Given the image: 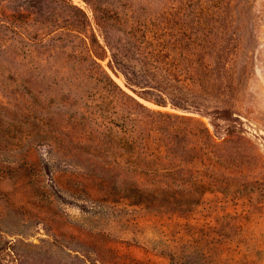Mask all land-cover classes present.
<instances>
[{"label":"rangeland","instance_id":"rangeland-1","mask_svg":"<svg viewBox=\"0 0 264 264\" xmlns=\"http://www.w3.org/2000/svg\"><path fill=\"white\" fill-rule=\"evenodd\" d=\"M148 110L207 125L219 185L95 178ZM0 264H264V0H0Z\"/></svg>","mask_w":264,"mask_h":264},{"label":"trees","instance_id":"trees-1","mask_svg":"<svg viewBox=\"0 0 264 264\" xmlns=\"http://www.w3.org/2000/svg\"><path fill=\"white\" fill-rule=\"evenodd\" d=\"M92 61L99 66L96 60ZM111 67L114 69L112 63ZM104 74L112 86L119 88L107 72ZM149 112L147 121L138 126L100 122L97 150L109 156L100 159L95 178L102 183L121 180L127 187L123 191L126 197L145 199L203 195L207 186L219 185L220 174L198 168L199 163L215 168L220 163L215 154L217 144L207 125L193 116Z\"/></svg>","mask_w":264,"mask_h":264},{"label":"bare ground","instance_id":"bare-ground-1","mask_svg":"<svg viewBox=\"0 0 264 264\" xmlns=\"http://www.w3.org/2000/svg\"><path fill=\"white\" fill-rule=\"evenodd\" d=\"M116 80H117V82H118L121 86L124 87L123 83H122L118 78H116Z\"/></svg>","mask_w":264,"mask_h":264}]
</instances>
